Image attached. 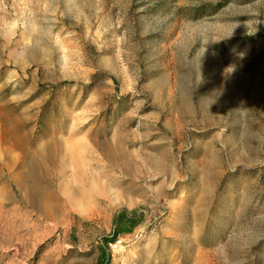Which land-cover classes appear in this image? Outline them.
Listing matches in <instances>:
<instances>
[{
    "label": "rangeland",
    "instance_id": "rangeland-1",
    "mask_svg": "<svg viewBox=\"0 0 264 264\" xmlns=\"http://www.w3.org/2000/svg\"><path fill=\"white\" fill-rule=\"evenodd\" d=\"M0 264H264V0H0Z\"/></svg>",
    "mask_w": 264,
    "mask_h": 264
},
{
    "label": "bare ground",
    "instance_id": "bare-ground-1",
    "mask_svg": "<svg viewBox=\"0 0 264 264\" xmlns=\"http://www.w3.org/2000/svg\"><path fill=\"white\" fill-rule=\"evenodd\" d=\"M79 160V157L77 159L74 158L72 162L70 170L72 169L73 175H78L87 181L88 179L97 181L99 188L104 190V181H102L104 172L97 171V175H95L90 167L89 169H82ZM56 161L53 148L49 146L28 154L24 153L21 168L24 173L22 176L15 178L16 188L20 192V203L28 205L38 212L45 213L48 211L46 214L52 215L57 209H60L62 202L70 205V208L74 210L88 202V194L84 191V185H72L71 190L74 198L70 200H67L59 190L54 191L52 189L48 181H51V170L55 169L53 166ZM66 172L67 167H63L60 171L63 176ZM117 187L119 188L120 185L117 184ZM108 192H110V188ZM118 199L120 200L121 197Z\"/></svg>",
    "mask_w": 264,
    "mask_h": 264
},
{
    "label": "trees",
    "instance_id": "trees-1",
    "mask_svg": "<svg viewBox=\"0 0 264 264\" xmlns=\"http://www.w3.org/2000/svg\"><path fill=\"white\" fill-rule=\"evenodd\" d=\"M115 223H116V224L118 223V225H122V224H123V223H122V219L119 218V217H116V219H115ZM122 226L125 227V224H123ZM125 229H126V228H125ZM127 231H128V233H130L131 229H130V230L127 229Z\"/></svg>",
    "mask_w": 264,
    "mask_h": 264
}]
</instances>
